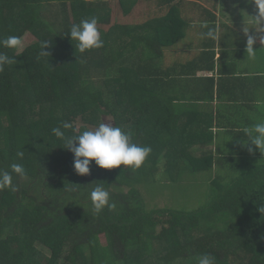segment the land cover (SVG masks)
Returning a JSON list of instances; mask_svg holds the SVG:
<instances>
[{
	"label": "trees",
	"instance_id": "16d2710c",
	"mask_svg": "<svg viewBox=\"0 0 264 264\" xmlns=\"http://www.w3.org/2000/svg\"><path fill=\"white\" fill-rule=\"evenodd\" d=\"M97 6L0 0V40L36 38L21 52L0 46L16 58L0 73V171L11 172L13 163L26 170L24 177L13 173L15 190L0 191V264H198L204 253L214 264H264V163L221 185L196 212L146 209L136 184L158 173L180 117L163 102L161 76L144 53L128 72L129 58L116 55L112 43L85 53L76 48L67 32L96 16ZM46 42L49 55L41 56ZM117 60L122 69L114 72ZM120 76L129 82L115 87ZM108 116L133 142L150 146L149 157L136 170L102 169L93 161L89 175H78L74 154L52 129L78 136ZM72 118L85 123L79 131L63 129ZM97 185L110 193L114 209L95 212L90 193Z\"/></svg>",
	"mask_w": 264,
	"mask_h": 264
},
{
	"label": "crops",
	"instance_id": "0c3cea01",
	"mask_svg": "<svg viewBox=\"0 0 264 264\" xmlns=\"http://www.w3.org/2000/svg\"><path fill=\"white\" fill-rule=\"evenodd\" d=\"M88 2H98L103 40L112 43L116 55L122 51L129 58L128 72L138 63L136 56L144 53L147 66L161 76L163 102L180 117L162 157L164 169L186 168L194 177L205 170L211 179L227 183L264 163V153L249 142L250 152L244 144L245 130L264 121V44L259 39L264 32L248 16L256 14L254 4L248 0ZM210 29L215 38L206 36ZM248 35L256 38L254 57L247 56ZM118 61L114 72L122 69ZM121 76L115 87L124 85ZM186 162L191 165L185 167ZM170 177L178 178V173Z\"/></svg>",
	"mask_w": 264,
	"mask_h": 264
},
{
	"label": "clouds",
	"instance_id": "9594fccd",
	"mask_svg": "<svg viewBox=\"0 0 264 264\" xmlns=\"http://www.w3.org/2000/svg\"><path fill=\"white\" fill-rule=\"evenodd\" d=\"M250 4H254L256 14L248 15L252 18V23L258 26L259 32H264V0H248ZM257 28V27H255ZM248 27L244 28L248 33ZM67 33H70L72 41H76V48L79 52L85 53L93 49L104 47L101 31L98 27V21L95 17L83 19L77 24H72ZM206 36L215 38L213 30H209ZM260 43L264 44V35L260 36ZM256 38L248 35L246 52L248 57H254L256 50L254 44ZM22 45V38L10 35L0 40V46L7 49H19ZM48 43L41 46L40 55L48 56L45 51ZM16 62V58L8 55L6 52L0 51V73L5 67ZM63 129H69L70 124L64 123ZM57 138L62 139L68 150L74 154V169L78 175H89L90 165L93 161L102 169H114L124 165L125 168L132 170L139 169L143 166L149 157L152 149L150 146H141L133 142L129 132L121 127L114 125L111 121L106 120L99 123L98 126L82 131L78 136H66L61 127L52 129ZM248 142L244 143L251 152L253 149L249 146L254 145L261 153H264V121L255 123L251 129L245 130ZM23 151L17 152V157L23 158ZM13 173L19 177L26 176V170L22 164L13 163L11 172L0 171V191L11 188L15 190L13 185ZM93 208L96 213H100L106 206L110 209L115 208V204H111L110 193L102 186L97 185L90 193ZM198 264H214V257L211 254L204 253L198 258Z\"/></svg>",
	"mask_w": 264,
	"mask_h": 264
},
{
	"label": "rangeland",
	"instance_id": "374dc122",
	"mask_svg": "<svg viewBox=\"0 0 264 264\" xmlns=\"http://www.w3.org/2000/svg\"><path fill=\"white\" fill-rule=\"evenodd\" d=\"M57 7L59 6L55 4L50 6L49 10H51L53 15ZM110 9L112 10V5L110 6ZM106 15L108 16L109 14L107 13ZM94 17L98 21L99 29H103V26L99 25V21L101 19H98V16ZM54 20L55 17L51 18L52 23L54 22ZM59 28L60 27L58 26L56 27L57 30ZM35 39V36L31 33L26 35L22 40V45L19 48L18 52H21L24 47L33 43ZM91 80L93 82L101 81L99 80V77H93ZM108 88H106L105 86L103 87L104 90ZM35 112H38V110L36 109ZM126 116L128 115L126 114ZM105 119L111 121L115 125L113 117L108 116V118ZM66 123L75 126L76 131H79V129L85 124L80 119L75 118L67 120ZM190 165L191 162L185 163V167H188ZM176 173H178V178L170 177V174ZM209 176L210 174L205 170L197 173L196 177H194L192 172L187 170L186 168L164 169L160 165L157 174H152L151 176L148 175L141 178L142 180L141 182L136 184V188L141 192L145 207L148 211L174 210L183 212H196L201 208L206 207L211 202L221 185L227 184L237 178L227 179V181L229 182L222 183V180L211 179V177ZM211 181L213 182L211 183ZM123 190L127 191L128 189L123 188ZM40 248L42 251L49 255V251L47 249L41 246ZM77 256L79 261L83 263L84 259L80 257V255ZM65 259L66 258H64L63 260Z\"/></svg>",
	"mask_w": 264,
	"mask_h": 264
}]
</instances>
